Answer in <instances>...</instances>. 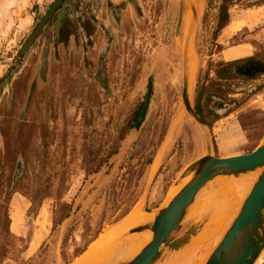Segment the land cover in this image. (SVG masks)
Here are the masks:
<instances>
[{"label":"rangeland","instance_id":"rangeland-1","mask_svg":"<svg viewBox=\"0 0 264 264\" xmlns=\"http://www.w3.org/2000/svg\"><path fill=\"white\" fill-rule=\"evenodd\" d=\"M52 2L0 0V264H73L134 206L146 214L162 204L206 143L213 155L238 154L264 139V73L233 82L232 96L240 101L263 86L228 114L217 110L221 117L211 131L182 104L187 80L193 107L217 0H71L73 14L66 11L57 32L55 10L20 52ZM229 15V27L216 38L223 49L239 42L263 53L264 3L247 7L240 1ZM148 82L143 120L108 155ZM213 102L208 108H215ZM89 151L95 163L105 161L85 176ZM218 188L210 197L214 203ZM217 204L211 222L221 217ZM66 206L67 216L53 227ZM195 216L186 217L166 241ZM173 255L158 264H172ZM263 262L264 250L253 264Z\"/></svg>","mask_w":264,"mask_h":264},{"label":"water","instance_id":"water-1","mask_svg":"<svg viewBox=\"0 0 264 264\" xmlns=\"http://www.w3.org/2000/svg\"><path fill=\"white\" fill-rule=\"evenodd\" d=\"M55 10L57 12L54 33L57 32L66 11L69 10L73 14L71 0H53L23 42L20 52H25L32 44ZM1 84L0 82V89ZM148 96L149 92L146 91L144 105L147 103ZM180 96L185 110L195 122L209 130L194 113L187 99L185 82ZM253 172L255 177L241 199L236 214L203 262V264H253L264 247V139L248 152L228 156L213 155L209 144L206 143L205 153L189 162L180 172L179 178L182 181L174 194L148 211L152 214V219L135 224L116 237L121 239L145 230L151 232L149 240L134 255L115 260L113 264H158L169 256L175 255L198 236L213 217L214 201L204 205L186 228L166 241L168 235L186 217H189V211L201 190L215 179L217 187L219 176L239 179ZM216 187L209 193H212Z\"/></svg>","mask_w":264,"mask_h":264},{"label":"trees","instance_id":"trees-1","mask_svg":"<svg viewBox=\"0 0 264 264\" xmlns=\"http://www.w3.org/2000/svg\"><path fill=\"white\" fill-rule=\"evenodd\" d=\"M240 1H245V6L247 7L264 3V0H217V4L215 6L214 25L209 32L207 45L205 47L207 60L204 67L198 71L196 77L193 111L198 116L200 121L207 126L209 131H211L213 122L221 117L217 110L224 109V113L222 114L223 116L228 114L234 108L239 106V104L243 102L246 97L251 96L263 86L259 85L250 89L241 101L232 96L236 93L234 92L233 82L237 80L255 79L258 75L264 73V52L259 53L255 51L248 56L238 57L231 60L212 58V55L218 54L223 49L222 45L216 41V38L220 30L229 23V9L231 6ZM205 19L206 17L203 16V23L205 22ZM233 38H235V36H233ZM237 43L239 42H235L234 44ZM147 91H150V82L147 83ZM212 100L215 105L214 109L208 108L207 106L208 102ZM230 104H233L234 107H228ZM145 112L146 105L143 104V101L133 106L125 123L118 131L114 149L108 155L116 152L117 145L123 139L125 133L129 129L136 127L137 124H140L144 118ZM90 154L91 153L89 151L83 157L82 169L85 176L96 172L100 168L102 161H105L102 158L95 163L96 157H90ZM148 163H151L150 160L147 161V164ZM67 214L68 209L66 206L64 211L58 214L56 220H53V227L61 222ZM96 234L97 232L91 236L89 242L95 239ZM83 250L84 249H82V251Z\"/></svg>","mask_w":264,"mask_h":264},{"label":"bare ground","instance_id":"bare-ground-1","mask_svg":"<svg viewBox=\"0 0 264 264\" xmlns=\"http://www.w3.org/2000/svg\"><path fill=\"white\" fill-rule=\"evenodd\" d=\"M185 87L187 99L190 101L188 96L187 80ZM252 178L251 176H243L240 179H232L227 176H219L216 187V189L219 187L217 190L218 197H216V200H218L217 198L220 199L215 204L218 203V210L219 212H222L221 217L218 220L213 219L212 222L211 218L210 224H208L209 227H205V229L184 249L176 253L177 255L175 254L176 256L174 260L171 259L173 261L172 264H203L206 257L219 240L221 234L236 214L239 203L249 188ZM215 190L209 194L207 192L203 199L196 200L192 209L189 211V216L197 215L204 205L212 202L210 201V197ZM151 219L152 214L142 213L138 205L134 206L125 220H122V222L118 223L114 227L106 229L102 234H100L99 237L92 242L85 253H83L81 258L74 264H113L115 260L131 257L149 240L151 232L149 230H145L132 233L121 239L116 237L127 228L135 224L148 222ZM263 250L264 247L262 251ZM259 258L260 254L256 258L255 262L258 261Z\"/></svg>","mask_w":264,"mask_h":264},{"label":"crops","instance_id":"crops-1","mask_svg":"<svg viewBox=\"0 0 264 264\" xmlns=\"http://www.w3.org/2000/svg\"><path fill=\"white\" fill-rule=\"evenodd\" d=\"M230 22V21H229ZM229 27V23H228V25H226L224 28H222V29H225V28H228ZM252 47L248 44V43H240V44H235V45H232V46H229V47H227V48H224V49H222L220 52H219V55H220V57H221V59H223V60H231V59H235V58H238V57H244V56H248V55H250V54H252ZM225 54H229V55H231V57H228V58H226L225 57ZM235 54V55H234ZM262 109L264 110V105L262 106ZM212 128V127H211ZM243 134V133H242ZM243 137H244V135H242ZM239 139H242L241 138V136L239 135ZM217 148V150H219L218 149V147H216ZM211 152L213 153V150H211ZM217 156H228V155H232L233 153H230V152H222V151H220L219 150V152L217 151V153H215ZM154 163H152L151 164V170L153 171L154 169L152 168V165H153ZM131 211V210H130ZM129 211V212H130ZM129 212H128V214H129ZM127 214V215H128ZM127 215L123 218V219H121L119 222H121L122 220H124L126 217H127ZM119 222H117L115 225H117ZM98 237V236H97ZM96 240V239H95ZM93 242V241H92ZM91 242V243H92ZM87 250V249H86ZM85 250V251H86ZM84 251V252H85ZM83 252V253H84ZM82 253V254H83ZM81 254V255H82ZM80 257V256H79ZM75 262V261H74ZM74 264V263H73ZM263 264H264V262H263Z\"/></svg>","mask_w":264,"mask_h":264}]
</instances>
